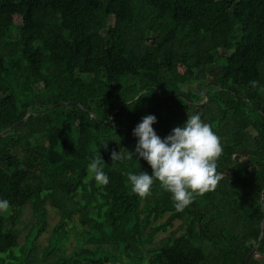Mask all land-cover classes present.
Instances as JSON below:
<instances>
[{"label": "trees", "instance_id": "16d2710c", "mask_svg": "<svg viewBox=\"0 0 264 264\" xmlns=\"http://www.w3.org/2000/svg\"><path fill=\"white\" fill-rule=\"evenodd\" d=\"M149 114L162 139L188 114L220 138L222 179L183 211L155 178L148 196L131 191L127 173L151 175L147 160L112 161L135 154ZM12 126L0 135V264H246L257 248L251 264H264V0H0V133ZM98 154L107 185L88 171ZM48 204L60 221L39 257ZM75 218L95 249L67 258Z\"/></svg>", "mask_w": 264, "mask_h": 264}, {"label": "clouds", "instance_id": "9594fccd", "mask_svg": "<svg viewBox=\"0 0 264 264\" xmlns=\"http://www.w3.org/2000/svg\"><path fill=\"white\" fill-rule=\"evenodd\" d=\"M250 83L256 87L258 81ZM155 122L157 117L149 114L133 129V135L139 138L135 154L113 150L111 158L113 163L131 159L133 155L147 160L153 169L151 175L147 172L127 173L131 191L140 197L148 196L155 178L172 193L176 210L183 211L192 203L195 195L215 190L222 179L217 174L216 163L222 153L220 138L209 124L201 120L199 114H188L185 124L173 128L163 139L153 128ZM103 144L107 147V144ZM103 162L101 154H98L88 165L89 174L94 176L98 185L109 183V177L103 171ZM9 207L8 200H0V210L6 212Z\"/></svg>", "mask_w": 264, "mask_h": 264}, {"label": "rangeland", "instance_id": "374dc122", "mask_svg": "<svg viewBox=\"0 0 264 264\" xmlns=\"http://www.w3.org/2000/svg\"><path fill=\"white\" fill-rule=\"evenodd\" d=\"M110 25L114 26L115 25V19H111ZM47 209L49 210V215L47 218V227L45 231H43L36 240L37 244V250L38 253L37 255L40 257L44 250L49 247L51 244V239L53 236V229L56 227V225L60 221V215L56 209H54L50 204L47 205ZM11 213L10 208L8 211H3L0 210V214L3 215L4 217L8 218ZM34 223V218H33V210L30 207H27V209L24 211L22 217L20 218V221L18 225L16 226V229L19 232L18 235V248L14 250L13 255L14 256H21L22 251L24 247L27 245V237L28 234L30 233L31 226ZM180 222H175V227L170 229V232L173 231L176 227H178ZM83 229L85 230L86 228H83L79 221L75 218L73 222L65 228L67 233H69V239L66 240L63 245H62V252H64L65 257H69L72 255L73 249L75 247L81 248H86V249H95L94 246L83 243V237H82V231ZM165 236H168V233H160L156 238L153 244L150 245L152 247L153 245L157 244L162 238ZM251 244H254L252 242ZM149 255L147 256L148 259Z\"/></svg>", "mask_w": 264, "mask_h": 264}, {"label": "water", "instance_id": "95a60500", "mask_svg": "<svg viewBox=\"0 0 264 264\" xmlns=\"http://www.w3.org/2000/svg\"><path fill=\"white\" fill-rule=\"evenodd\" d=\"M207 93H208V91H207ZM175 95H178V94H175ZM179 95L185 96V97L188 99V96H186V95H184V94H182V93H179ZM209 99H210V97H208V100H209ZM189 100H190V99H189ZM59 106H60V105H59ZM23 122H24V121H23ZM18 125H19V124L14 125V126H18ZM14 126L8 128V129L5 130L4 132L0 133V135H4L5 133H7V132L13 130ZM263 236H264V224H263V233H262L261 238H263ZM257 252H258V248H257L256 250H254V251L250 254V256H249L248 259H247L246 264H251V261H252V259L254 258V256L257 254Z\"/></svg>", "mask_w": 264, "mask_h": 264}]
</instances>
